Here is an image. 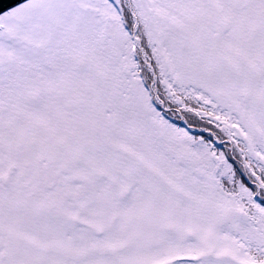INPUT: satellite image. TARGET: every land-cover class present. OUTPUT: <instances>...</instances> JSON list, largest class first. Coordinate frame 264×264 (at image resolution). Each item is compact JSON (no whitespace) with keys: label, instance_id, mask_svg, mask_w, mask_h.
<instances>
[{"label":"snow or ice","instance_id":"6c2138e0","mask_svg":"<svg viewBox=\"0 0 264 264\" xmlns=\"http://www.w3.org/2000/svg\"><path fill=\"white\" fill-rule=\"evenodd\" d=\"M0 264H264V0H0Z\"/></svg>","mask_w":264,"mask_h":264}]
</instances>
